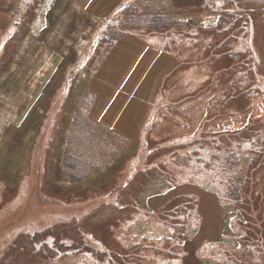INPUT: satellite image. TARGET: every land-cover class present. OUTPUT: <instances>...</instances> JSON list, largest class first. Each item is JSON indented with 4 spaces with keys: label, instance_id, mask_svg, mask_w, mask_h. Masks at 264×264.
<instances>
[{
    "label": "rangeland",
    "instance_id": "374dc122",
    "mask_svg": "<svg viewBox=\"0 0 264 264\" xmlns=\"http://www.w3.org/2000/svg\"><path fill=\"white\" fill-rule=\"evenodd\" d=\"M224 1L0 0V264H264V22Z\"/></svg>",
    "mask_w": 264,
    "mask_h": 264
},
{
    "label": "trees",
    "instance_id": "16d2710c",
    "mask_svg": "<svg viewBox=\"0 0 264 264\" xmlns=\"http://www.w3.org/2000/svg\"><path fill=\"white\" fill-rule=\"evenodd\" d=\"M222 10V19L231 23L230 25H234L237 20L232 16L234 12L230 11H241L240 14L247 17V20L244 21L247 24L264 22V0H225ZM173 229L176 230V228Z\"/></svg>",
    "mask_w": 264,
    "mask_h": 264
},
{
    "label": "crops",
    "instance_id": "0c3cea01",
    "mask_svg": "<svg viewBox=\"0 0 264 264\" xmlns=\"http://www.w3.org/2000/svg\"><path fill=\"white\" fill-rule=\"evenodd\" d=\"M1 38H2V33H0V39ZM4 45H5V43L0 44V51L3 49ZM53 90H54V88L52 87L50 93L47 91L44 99L42 98V95L36 94V96L34 97V104H32V106H31V108L33 107L32 110H34L35 103L36 102L39 103L38 100H40L42 102H47V104L50 100H54L55 95L53 94ZM43 109H44V106L41 104L40 108L36 109V111L39 114H41ZM28 113L29 112L26 113V111L23 112L24 116L22 117V119H25V120H24V123H22V127L24 130H28V128L32 126V131H33L34 130V123L37 121V118L32 116V115H28ZM28 119H30V123H28ZM41 126H42V122L38 125V127H41Z\"/></svg>",
    "mask_w": 264,
    "mask_h": 264
}]
</instances>
